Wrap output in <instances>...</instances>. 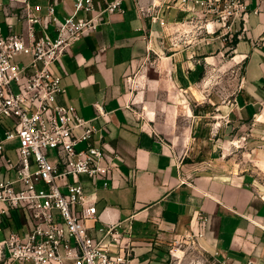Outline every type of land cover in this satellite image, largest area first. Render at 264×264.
Instances as JSON below:
<instances>
[{
	"label": "crops",
	"instance_id": "crops-1",
	"mask_svg": "<svg viewBox=\"0 0 264 264\" xmlns=\"http://www.w3.org/2000/svg\"><path fill=\"white\" fill-rule=\"evenodd\" d=\"M93 1L97 17L117 0ZM121 1L120 12L99 16L97 29L54 66L64 89L57 103L105 125L103 142L120 157L109 187L99 183L97 216L86 225L98 235L120 224L131 239L130 264H170L171 246L190 238L217 263L264 264V187L256 169L264 167V0L250 2L247 31L233 47L239 82L213 115L201 109L200 95L209 93L203 66L225 44L188 35L192 43L171 44L197 19L194 0ZM26 3L41 18L50 4L60 20L74 11V0H0L4 36L43 37L39 25L30 35ZM96 105L105 120L96 119Z\"/></svg>",
	"mask_w": 264,
	"mask_h": 264
},
{
	"label": "built area",
	"instance_id": "built-area-1",
	"mask_svg": "<svg viewBox=\"0 0 264 264\" xmlns=\"http://www.w3.org/2000/svg\"><path fill=\"white\" fill-rule=\"evenodd\" d=\"M250 2L194 0L200 11L193 20L203 24L180 36L181 32H173L177 36L171 44L192 43L184 35L203 41L217 37L223 43L241 40L247 31ZM121 3L105 2L99 16L120 12ZM259 10L254 13L260 14ZM93 12V0H74L69 17L60 20L50 4L41 18L26 3L30 35H34L33 26L39 25L42 38L26 41L14 33L4 36L0 27V232H8L0 241V264L131 263V239L120 224L108 225L98 235H92L86 225L97 216L99 183L103 189L109 187L120 157L103 142L105 125L97 127L75 107L57 103L64 89L54 66L73 44L97 29L99 16L92 17ZM160 24L168 27L164 20ZM19 57L30 60L17 62ZM96 110V119L105 120L102 109L96 105ZM13 141L19 143L16 162L4 147ZM95 141L101 146H95ZM52 155L56 163L50 162ZM256 169L264 187V169ZM15 212L20 227L9 230Z\"/></svg>",
	"mask_w": 264,
	"mask_h": 264
},
{
	"label": "rangeland",
	"instance_id": "rangeland-1",
	"mask_svg": "<svg viewBox=\"0 0 264 264\" xmlns=\"http://www.w3.org/2000/svg\"><path fill=\"white\" fill-rule=\"evenodd\" d=\"M196 31L198 33L201 32V30L199 29H196ZM224 44L225 47L222 49L223 53L221 54V52L218 51L214 55L215 58L213 60L210 59L208 61V64L203 66L204 68H206V79L204 80H206L207 82L206 90L209 93L200 95V103H202L201 109L208 110L211 115L219 113V108L223 106L224 101H227L228 97L234 89V86H236L239 82V77L236 74L237 64L233 59V47H231V42ZM181 46L185 45L182 44ZM147 67L148 65H145L141 70L147 71ZM151 67L153 66L151 65ZM1 134L2 130H0V135ZM18 146V141H13L4 145L6 155L14 162H16L15 149ZM50 162L56 163L54 155H52V157L50 158ZM259 167L261 169H264L261 165H259ZM10 223L14 229H19L20 218L17 212L14 213L13 219L10 220ZM2 239H4V235L0 232V241ZM171 250L172 254L170 264H218L215 261L214 257L203 251L199 247L195 239L192 238L185 239L179 244L171 246Z\"/></svg>",
	"mask_w": 264,
	"mask_h": 264
},
{
	"label": "bare ground",
	"instance_id": "bare-ground-1",
	"mask_svg": "<svg viewBox=\"0 0 264 264\" xmlns=\"http://www.w3.org/2000/svg\"><path fill=\"white\" fill-rule=\"evenodd\" d=\"M199 21H201V22H203L202 20H192V21H190V23H189V30H191V29H193V28H196V27H198V22ZM197 24V25H196ZM202 25V24H201ZM209 27V29H210V31L212 30V27H211V25H209L208 26ZM170 31V33L172 34V32H171V30H169ZM173 35V34H172ZM174 42H175V38H174ZM264 168V167H263Z\"/></svg>",
	"mask_w": 264,
	"mask_h": 264
},
{
	"label": "trees",
	"instance_id": "trees-1",
	"mask_svg": "<svg viewBox=\"0 0 264 264\" xmlns=\"http://www.w3.org/2000/svg\"><path fill=\"white\" fill-rule=\"evenodd\" d=\"M237 43V39H234L232 42H231V47H234Z\"/></svg>",
	"mask_w": 264,
	"mask_h": 264
}]
</instances>
